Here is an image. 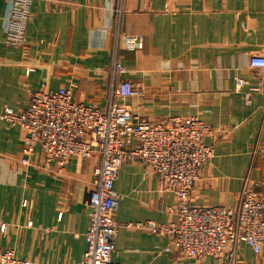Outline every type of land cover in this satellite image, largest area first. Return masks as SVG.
<instances>
[{"label":"crops","instance_id":"obj_1","mask_svg":"<svg viewBox=\"0 0 264 264\" xmlns=\"http://www.w3.org/2000/svg\"><path fill=\"white\" fill-rule=\"evenodd\" d=\"M12 0H0V244L34 264H79L87 249L93 171L98 155L45 167L40 145L25 152V132L2 115L25 110L38 89L65 87L77 100L108 103L115 58L119 80L137 94L124 100L154 121L197 117L213 134L214 157L192 194L199 205L237 206L246 177L264 193V94L250 103L249 61L264 56V0H34L23 45L9 44ZM125 35L141 38L134 50ZM120 199L113 260L122 264H219L184 257L167 235L128 224L177 219L179 202L141 162L124 161L114 184ZM24 202L26 205H24ZM170 247V249H168ZM237 264H264L241 243Z\"/></svg>","mask_w":264,"mask_h":264},{"label":"built area","instance_id":"obj_2","mask_svg":"<svg viewBox=\"0 0 264 264\" xmlns=\"http://www.w3.org/2000/svg\"><path fill=\"white\" fill-rule=\"evenodd\" d=\"M33 1L12 0L9 44L25 43ZM140 40L139 36L125 35V46L134 50ZM249 65L255 81L246 91L247 103L256 93L264 94V56H251ZM125 72V66L115 58L105 106L77 100L65 87L56 91L41 88L32 94L25 110L6 108L2 115L11 125L24 130L27 155H32L37 145L41 146L46 168L52 162L63 167L73 156L98 155L99 163L93 171L89 228L85 233L87 249L79 264H122L113 260L119 229L115 213L120 199L114 184L124 161L151 167L159 178L161 191L173 193L179 202L170 208L177 219L167 225L146 222L127 227L167 235L171 249L194 260L214 257L219 264H237L241 243L250 246L255 254L264 253V193L257 192L246 177L234 210L225 205L193 203L192 194L203 166L214 157L213 146L205 142L213 130L194 116L170 115L154 121L134 114L124 100L137 94L135 86L118 79ZM6 230L7 225L0 223V232ZM0 264L34 263L0 244Z\"/></svg>","mask_w":264,"mask_h":264}]
</instances>
